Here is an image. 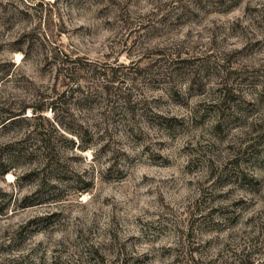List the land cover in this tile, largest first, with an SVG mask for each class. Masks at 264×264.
Wrapping results in <instances>:
<instances>
[{
  "label": "rangeland",
  "instance_id": "1",
  "mask_svg": "<svg viewBox=\"0 0 264 264\" xmlns=\"http://www.w3.org/2000/svg\"><path fill=\"white\" fill-rule=\"evenodd\" d=\"M21 110L66 140L56 169H0V264H264V0H0V118Z\"/></svg>",
  "mask_w": 264,
  "mask_h": 264
},
{
  "label": "trees",
  "instance_id": "2",
  "mask_svg": "<svg viewBox=\"0 0 264 264\" xmlns=\"http://www.w3.org/2000/svg\"><path fill=\"white\" fill-rule=\"evenodd\" d=\"M21 52V51H19ZM47 54H50L52 57L51 52H46L44 54V58H47ZM161 56V53L158 54ZM169 62H173L170 60ZM76 60H69L66 56H63V61L60 62V65L58 66L57 75L63 73L62 76H67L68 74H71V72L76 71ZM118 67H107V69H91V70H84L83 72H91L92 74H99L100 77H104L107 71L110 73L111 77L114 76L117 72ZM163 71L166 72L167 68H162ZM101 70V71H100ZM146 69H137L130 67L126 69L127 75H135L137 76L140 72H144ZM150 70V68H148ZM106 72V73H105ZM122 79V78H121ZM111 82V81H108ZM123 86V83H121V87ZM111 87H108L103 85L101 87V93L108 94ZM216 91L218 92V97L216 101L214 102L215 107H219V105L222 103L224 97H225V89L224 88H217ZM62 92L61 94H63ZM72 94L76 93L77 97L82 95V88L79 85H75L74 89H72ZM58 99L51 100L49 104V110L53 111L54 104H57L60 100V96L57 97ZM126 99V98H125ZM128 101H126V105L128 106ZM38 110L37 113H40L42 111V108L36 109ZM24 111H12L9 113H6L3 117L0 118V131H4L6 129H15L16 127H21L20 123H27V126L29 129L25 131L22 138L14 141L13 143L6 144L4 146L0 147V151L2 149H6V157L3 158L2 154L0 152V169H13L15 168V163L18 159L23 158H30L32 162H34V169H56L61 164V149L57 146L56 141L58 142L59 138L66 140L65 137H63L62 134L56 132V130H53L57 133V136H51V134H48V131H43L42 123H40V116H30V117H23ZM31 114L35 115L36 111L31 109ZM158 119L164 121L166 117L162 116H156ZM27 118H33V121L38 120L37 122H29L30 120ZM56 128H59L61 125H58L55 123ZM80 130L78 131H70V135H72L75 139L80 140L82 142L83 140H88L84 142H90L92 138H100L103 136H106L107 130L99 125H92L91 127L88 126H79ZM69 130V129H68ZM123 133L125 132L126 135L132 133L131 128H123ZM55 138V139H54ZM87 138V139H85ZM95 140V139H94ZM69 142L72 143V140L69 139ZM88 145L81 146L79 151L84 152L89 148ZM6 171L2 172L1 175H4Z\"/></svg>",
  "mask_w": 264,
  "mask_h": 264
}]
</instances>
